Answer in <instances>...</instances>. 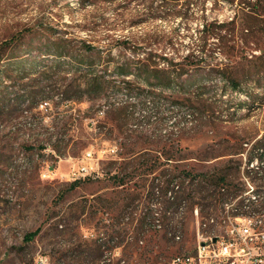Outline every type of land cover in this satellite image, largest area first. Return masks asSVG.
Wrapping results in <instances>:
<instances>
[{
    "label": "rangeland",
    "instance_id": "obj_1",
    "mask_svg": "<svg viewBox=\"0 0 264 264\" xmlns=\"http://www.w3.org/2000/svg\"><path fill=\"white\" fill-rule=\"evenodd\" d=\"M76 1L0 0V264H167L195 247L196 226L188 201L181 217L168 205L166 181L187 186V174L208 173L227 175L225 189L254 188L239 152L264 135V0H179L189 21L145 20L137 2ZM41 22L65 40L28 34ZM48 43L68 56L35 48ZM21 45L33 50L20 56ZM163 57L175 67L162 71ZM227 78L248 95L231 92ZM150 98L162 105L161 124L131 128ZM161 126L166 136L155 133ZM87 151L98 176L61 178ZM162 209L171 226L183 218L171 227L179 240L153 227Z\"/></svg>",
    "mask_w": 264,
    "mask_h": 264
},
{
    "label": "trees",
    "instance_id": "obj_2",
    "mask_svg": "<svg viewBox=\"0 0 264 264\" xmlns=\"http://www.w3.org/2000/svg\"><path fill=\"white\" fill-rule=\"evenodd\" d=\"M156 1L157 0H77L76 3L78 6L85 9L87 7L99 8L102 6H110V7L128 6L132 2H137L143 6L144 13L141 16H144L143 18L145 20L156 19V18L166 19L169 17L172 19H176V17H180V18L185 19L186 21L193 19V15L190 14L189 11L187 10L182 11V10L177 9L178 8L177 3L179 0H159L155 6ZM190 2L191 0L186 1L185 4L187 8ZM201 2L203 3L204 1H200V3ZM162 4H164V6L166 4H170L171 7L169 8L168 14L165 13V11H162V8H163ZM99 20H101L102 22L106 21V19L103 16V12L100 13ZM201 26L203 29L202 31L204 33V31L210 25L206 22V20H203ZM29 33L50 34L51 36H54L53 37L54 41H64L65 38L63 37L66 35L65 31L57 32V30H52V28L49 25L43 22L37 23L36 25H34L31 29L28 30V34ZM19 36L22 37V34H20ZM7 45L8 43L6 41L0 43V62L2 61V57L5 55L4 51ZM35 48L40 51L44 49V52L53 53L57 56H65L68 54L67 52H65V49H63L64 47H54L52 43H48V45H44L43 47H35ZM85 49L88 52L97 50L96 47H93L92 44H89V43L85 45ZM32 50H33V47H23V45H21L19 47L18 54L20 56L23 54H29ZM201 50L204 51L205 48H202ZM81 65L83 64L81 63ZM158 66H160V64L155 65L156 68ZM170 67L171 68L175 67V63L172 60L166 57H163L162 58V71H164V68L168 69ZM116 72L118 74H123V73H126L127 71H125L123 68H118ZM224 80L230 86L231 92H238L241 94L248 95V93L240 87V84L236 80L232 78H229V79L227 78ZM87 93H89L88 90H87ZM243 150L245 151H242L239 153L240 154L245 153L244 154L245 159L243 162L244 174L246 177L249 178L247 179L248 184H250L249 181L254 184L252 185V187L254 186L253 190L250 191L248 194H254L258 199L256 203L248 204V207H249L250 212L256 213L257 215L264 217V135H262L258 140H256L255 143H253L248 149L245 148ZM254 163H255V166H254ZM240 166L242 165L240 164ZM254 175H257L258 178L256 181H259L258 183H256V181L254 180L251 181ZM90 179L91 178H86L84 180L75 181L73 182V184L79 183L80 181L90 180ZM184 179L185 180L183 182H186L187 186H180L179 184L172 185V182L166 181L164 183L165 187L163 189L164 191L163 195L165 196L167 203L168 202L170 203L168 205L169 206L171 205L174 207L175 213L180 215L178 217H181V210H182L181 204H183L182 202L184 201H188L190 203V207L188 209L191 210L192 217H193V210L195 208H198L202 217L209 218L211 216H216V214L219 213V211L222 209L223 203L227 201L228 198L233 200L236 197L242 196L246 192H248V190L239 188L237 184L233 182L228 183L227 185L229 188L225 189L222 186V184L226 182L227 175L220 176L216 174L197 173L195 175L187 174V176H185ZM120 185H123L122 181ZM170 185H172L171 189H169ZM246 199H247L246 197L241 198L238 201L237 206L239 208H242L245 204ZM155 215L158 216L157 213H155ZM170 215H171V212L168 211V209H165V210L162 209V221L156 219L157 222L153 223V227L158 228L160 231L162 230L163 237L164 235L167 236L168 234H170L171 240H172V239H175L176 236H178L175 233L176 230L173 231V229H177V227H182L183 224L181 220L183 218L179 219L175 226L172 225L173 226V229H172L171 228L172 226L170 224H172L173 218H171ZM38 232L39 230H37L33 234L26 235L24 237V240L26 242L31 241L35 237V234H37ZM141 242L142 241L140 239H137L135 240L134 243L138 247L137 244ZM193 250L194 248H191L188 251L177 253L176 255H173L172 258L180 254H187L188 252H191V251L193 252Z\"/></svg>",
    "mask_w": 264,
    "mask_h": 264
},
{
    "label": "built area",
    "instance_id": "obj_3",
    "mask_svg": "<svg viewBox=\"0 0 264 264\" xmlns=\"http://www.w3.org/2000/svg\"><path fill=\"white\" fill-rule=\"evenodd\" d=\"M161 117L162 105H156V102L150 98L149 103H143L141 111L134 113L135 120L130 127L140 132H152V125L158 124ZM185 117V121L191 124V114L185 113ZM155 133L162 137V135L166 136L168 131L162 130L161 126ZM110 152L115 153V148ZM98 174L92 152L87 151L80 160L71 163L66 173L61 174L60 177L65 181L75 182L95 178ZM248 195L250 194L225 201L219 211V217L204 218L198 208H195L193 210L196 226L194 250L174 256L167 264H264V217L250 212L248 204L256 203L258 199L255 195L251 197ZM245 197L247 199L244 206L239 208L238 201ZM175 239L179 240L180 237L176 236Z\"/></svg>",
    "mask_w": 264,
    "mask_h": 264
},
{
    "label": "water",
    "instance_id": "obj_4",
    "mask_svg": "<svg viewBox=\"0 0 264 264\" xmlns=\"http://www.w3.org/2000/svg\"><path fill=\"white\" fill-rule=\"evenodd\" d=\"M213 241H215V239H213Z\"/></svg>",
    "mask_w": 264,
    "mask_h": 264
}]
</instances>
